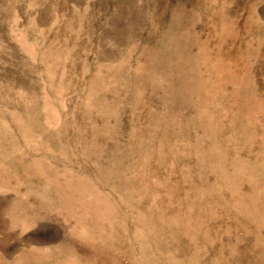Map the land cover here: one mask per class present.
Returning <instances> with one entry per match:
<instances>
[{
  "label": "rangeland",
  "instance_id": "374dc122",
  "mask_svg": "<svg viewBox=\"0 0 264 264\" xmlns=\"http://www.w3.org/2000/svg\"><path fill=\"white\" fill-rule=\"evenodd\" d=\"M0 264H264V0H0Z\"/></svg>",
  "mask_w": 264,
  "mask_h": 264
}]
</instances>
